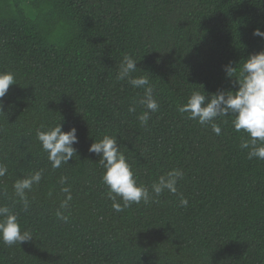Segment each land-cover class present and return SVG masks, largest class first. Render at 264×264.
Wrapping results in <instances>:
<instances>
[{
	"label": "trees",
	"instance_id": "trees-1",
	"mask_svg": "<svg viewBox=\"0 0 264 264\" xmlns=\"http://www.w3.org/2000/svg\"><path fill=\"white\" fill-rule=\"evenodd\" d=\"M255 28L264 31V0H0V71L15 77L0 112V206L32 237L0 241V264H264V160L247 158L231 116L212 121L217 135L177 111L193 91L236 90L225 68L264 50ZM125 55L159 104L146 126L144 89L117 80ZM57 123L75 127L78 143L54 169L36 132ZM105 135L150 191L182 170L177 193L116 212L88 151ZM35 171L24 211L13 183ZM62 187L67 223L55 216Z\"/></svg>",
	"mask_w": 264,
	"mask_h": 264
},
{
	"label": "clouds",
	"instance_id": "clouds-1",
	"mask_svg": "<svg viewBox=\"0 0 264 264\" xmlns=\"http://www.w3.org/2000/svg\"><path fill=\"white\" fill-rule=\"evenodd\" d=\"M253 36L264 39V31L260 28L253 29ZM136 61L125 55L119 65L117 80H127L133 88H143V98L139 103L145 111L138 115L142 126H146L150 114L159 109V104L153 95V87L146 76H133L136 72ZM228 77H235L238 87L235 91H218L210 94L207 99L205 94L193 91L186 103L177 107L181 114H187L188 119L197 121L200 125L211 124L212 131L220 135L221 128L212 123L217 117L231 116V123L237 132L243 131L248 139L241 142V149H247L248 159L264 160V50L250 54L243 63L235 67L225 68ZM15 82L14 74L10 71H0V112H3V98L10 85ZM128 111L136 112L135 105H130ZM43 128V126H41ZM76 128L70 127L62 130L61 124L47 130L37 129L36 138L47 153V158L52 168H60L62 164H68L70 158L76 155L74 144L78 143ZM88 151L97 154L99 163L104 171L102 182L108 187V197L113 201L112 207L116 212H121L133 203L147 204L159 197L163 192L177 193V182L182 179L184 172L180 169H172L160 175L156 182L149 187L137 184L126 157L120 152L115 137L105 135L97 142L90 144ZM7 167L0 164V177L7 173ZM42 179V172L35 171L29 176L17 179L13 183L15 196L18 197L23 210L28 211L30 204L26 190L31 191L33 185H38ZM67 178L61 177L60 183H66ZM65 193L64 200L55 212L57 219L68 222L65 210L69 207L72 195L69 187H62ZM179 204L187 206L188 200L180 196ZM31 234L21 231L18 216L6 206H0V241L7 246L21 244L31 239Z\"/></svg>",
	"mask_w": 264,
	"mask_h": 264
}]
</instances>
